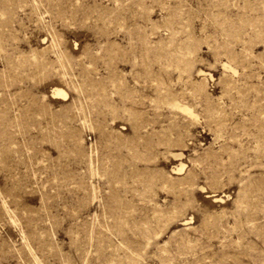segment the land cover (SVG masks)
I'll list each match as a JSON object with an SVG mask.
<instances>
[{
  "label": "rangeland",
  "instance_id": "1",
  "mask_svg": "<svg viewBox=\"0 0 264 264\" xmlns=\"http://www.w3.org/2000/svg\"><path fill=\"white\" fill-rule=\"evenodd\" d=\"M0 264H264V0H0Z\"/></svg>",
  "mask_w": 264,
  "mask_h": 264
},
{
  "label": "bare ground",
  "instance_id": "2",
  "mask_svg": "<svg viewBox=\"0 0 264 264\" xmlns=\"http://www.w3.org/2000/svg\"><path fill=\"white\" fill-rule=\"evenodd\" d=\"M53 93L55 94L56 98H65L69 92H66V90L64 91L61 88H55ZM173 106L181 108L182 111H185V112L193 115V112L190 110V108H188L187 106H183V104L181 105V104L175 102V105H173ZM182 168H184V167L181 164L180 167L177 168V170H181Z\"/></svg>",
  "mask_w": 264,
  "mask_h": 264
}]
</instances>
